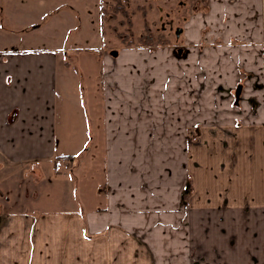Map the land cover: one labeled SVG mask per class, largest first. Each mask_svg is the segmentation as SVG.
<instances>
[{
    "label": "crops",
    "instance_id": "crops-1",
    "mask_svg": "<svg viewBox=\"0 0 264 264\" xmlns=\"http://www.w3.org/2000/svg\"><path fill=\"white\" fill-rule=\"evenodd\" d=\"M218 21H225L219 38L238 44L221 56L235 81L240 71L241 95L228 111L219 100L216 121L199 128L194 121L204 112H192L190 83L164 79L168 74L152 78L136 63H120L123 51L133 54L123 47L102 59L100 83L89 90L90 138L79 144L65 125L53 132L60 109L51 90L54 55L0 57V194L21 187V180L5 181L3 170L23 159L31 173L39 172L41 197L38 212H16L14 198H2L8 205L0 202V264H32L46 229L58 231L61 241L70 236L65 244L82 264H264V0H218ZM36 84L43 90L37 116L35 101L23 95ZM67 109L63 120L79 121L72 103ZM92 143V153L81 150L90 154L91 177L80 198L68 182L60 210L42 212L43 193L58 190L48 176L61 174L62 165L73 175V149ZM54 163L62 169L57 174ZM93 165L103 176L98 183Z\"/></svg>",
    "mask_w": 264,
    "mask_h": 264
},
{
    "label": "rangeland",
    "instance_id": "rangeland-1",
    "mask_svg": "<svg viewBox=\"0 0 264 264\" xmlns=\"http://www.w3.org/2000/svg\"><path fill=\"white\" fill-rule=\"evenodd\" d=\"M120 1L127 12L135 14H131L125 26L120 25L119 20H125L120 14L112 19L115 0H0V35L4 36L0 38V57L27 53L37 58L47 53L55 57V88L52 86L51 90L54 92L55 89L56 104L60 109L56 111L53 119V132H59V127L65 125L66 133L72 129L77 132L79 144L84 140L85 143L88 142L89 119L86 110L89 90L91 87L95 89L100 83L103 57L110 54L111 50L122 51L123 47L125 50H133V54L130 55V51H123L126 53L125 55L122 53L120 63H136L143 68L144 74H152V78H156L155 76L162 78L168 74L169 76H164V79L169 77L170 81L190 83L192 112L199 107L202 109L201 112H204V118L194 121L197 125L193 127L199 128L205 122L216 121L219 100L224 102L221 110L228 111L226 107H229L230 103L233 104L234 90L236 85L241 83L242 77L239 71V79L235 81V75L230 71L231 65L222 66L224 58L221 53L226 56L230 49H237L238 44L233 40L219 38L220 24L225 21L222 23L218 21V0ZM142 10L146 12L145 19L141 15ZM145 20L155 40L153 45L149 46L137 43L138 37L145 32ZM170 23L172 30L168 27ZM178 28L183 32L176 38L175 32ZM122 31L131 34L129 41L134 43L132 46L122 45L115 37L117 32ZM158 37L159 42H156ZM37 62L36 60L35 63ZM148 64L153 67L157 65L158 71L153 72ZM254 87L258 91L262 88L257 83ZM42 92L43 90L36 84V89L23 93L35 101L33 111L35 116L38 115L35 108ZM70 103L73 104V112L80 114L79 121L78 117L68 119L67 122L63 120L65 113H71L67 109V104ZM61 114L62 118L59 120ZM66 127H69L68 131ZM197 132L198 130L192 131L194 145L199 143L196 142ZM88 147L91 153L95 151L92 143L83 147L77 146L73 153L71 151L68 153H72L76 165L73 175L63 165L62 173L58 175L61 170L56 171L55 163L52 164L51 167L57 175H54L56 176L54 178L48 176L47 181L55 180L58 190L53 196L43 193L47 197L45 200L47 203L42 205V212L55 213L60 210L59 203L69 194V183L72 184L73 190H77L75 193L80 198L85 177H91L90 171L86 168L90 154L81 155V150ZM58 154L60 153L56 152V155ZM38 158L35 161H38ZM25 162L26 160L21 159L16 167L3 170L5 181L21 180V187L16 184L13 188L5 187L4 193L0 194V202L7 208L8 203L2 198L9 195L14 198L16 212H38L41 210L37 204L41 198L39 172L34 170L35 173H31ZM92 174L96 183L102 180L103 176L97 165H93ZM75 178L81 182L80 189H77ZM61 189L66 190L65 196ZM39 204H42L41 201ZM58 236V231L49 229L39 232V243L35 249L39 254L32 258L35 260L32 264H82L71 258L72 248H67L65 244L67 240H71L70 236L64 237L63 241ZM61 256L63 262L59 263Z\"/></svg>",
    "mask_w": 264,
    "mask_h": 264
},
{
    "label": "trees",
    "instance_id": "trees-1",
    "mask_svg": "<svg viewBox=\"0 0 264 264\" xmlns=\"http://www.w3.org/2000/svg\"><path fill=\"white\" fill-rule=\"evenodd\" d=\"M116 1V5L113 8V15H112V19L114 17H116L118 14H120L125 20H119L120 25L121 26H125L127 25L128 20H130V17L132 15H135L134 12H127L126 9L123 7V5L121 4L120 0H115ZM132 14V15H131ZM141 15L143 17V19H145L146 17V12L144 10H142ZM131 37V34L127 33L126 31H122L121 33H116L115 37L120 41V43L122 45H127V46H132L134 43L129 41V38ZM159 37L157 39L156 42H159ZM155 42V40L153 39L152 35H151V31L149 30L148 27V23L145 20V32L143 35L138 37V45H142V46H149V45H153V43ZM64 159H73V157L70 156H65L63 157Z\"/></svg>",
    "mask_w": 264,
    "mask_h": 264
},
{
    "label": "water",
    "instance_id": "water-1",
    "mask_svg": "<svg viewBox=\"0 0 264 264\" xmlns=\"http://www.w3.org/2000/svg\"><path fill=\"white\" fill-rule=\"evenodd\" d=\"M182 33V29L178 28L175 32V36L176 38H178L180 36V34ZM181 53V50H179V54ZM111 55L113 56H116L117 55V52L114 50L112 51ZM240 90H241V87L238 85L237 88H236V91H235V101H234V105H237L238 103V98H239V95H240Z\"/></svg>",
    "mask_w": 264,
    "mask_h": 264
},
{
    "label": "flooded vegetation",
    "instance_id": "flooded-vegetation-1",
    "mask_svg": "<svg viewBox=\"0 0 264 264\" xmlns=\"http://www.w3.org/2000/svg\"><path fill=\"white\" fill-rule=\"evenodd\" d=\"M163 27H164V25H162V28H163ZM168 27H169L170 30H172V24H171V23L168 25ZM239 86H240V85H239ZM235 91H236V89L234 90V94H235ZM240 95H241V90H240ZM240 95H239V98H238V103H237V105L239 104ZM234 101H235V95H234ZM237 105H236V106H237Z\"/></svg>",
    "mask_w": 264,
    "mask_h": 264
}]
</instances>
